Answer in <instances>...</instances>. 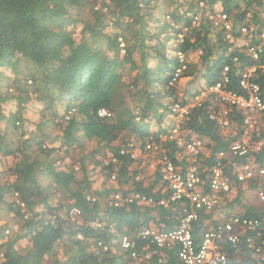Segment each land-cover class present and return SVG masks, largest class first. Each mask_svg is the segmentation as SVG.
<instances>
[{"label": "trees", "instance_id": "1", "mask_svg": "<svg viewBox=\"0 0 264 264\" xmlns=\"http://www.w3.org/2000/svg\"><path fill=\"white\" fill-rule=\"evenodd\" d=\"M169 1L170 11L166 8L168 0H0V67L12 68L15 75L29 70L35 79L37 94L31 96L19 87L13 96L4 94L0 73V156L14 157V165L4 173L0 172V208L6 203L21 219L23 213L19 206L7 202L8 197L18 192L31 214L19 233L5 237V228L0 227V264H133L117 248L115 241L119 231H134L150 222H155L160 229L177 226L178 211L159 206L155 214H151L150 209L132 204L106 211V223H115V231L109 226L103 229L94 227L92 221L98 216V207L86 199L90 192L86 178L90 175L84 165L81 172L75 171L67 149L64 156L54 155L63 151L64 146L84 148L83 140L94 139L110 146L120 140L124 131H135L145 140L149 136L148 131L143 130L148 128L147 119L160 115L163 120L164 112L159 114V111L165 104L161 99L164 96L177 97V87L171 81L173 73L183 63L175 57L176 51L202 50L197 61L187 60L183 77L192 78L203 73L207 84L213 85L220 80L223 66L229 64V88L241 92L238 73L254 61L237 49L234 41L226 39L225 31L216 33L204 21L192 24L193 14L200 9L199 0ZM203 1L206 4L204 11L219 6L233 16L235 23L249 17L248 23L254 25L257 35L261 34L264 0ZM104 8L106 11L100 10ZM158 10L160 16L157 15L156 20L154 12ZM165 16L170 19L160 24ZM181 22L189 26L190 31L182 42H178L180 29L176 28ZM79 24L83 29L76 40L72 33ZM168 27L173 30L169 32L170 39L164 37ZM239 36L235 30V38ZM119 37L126 42L125 55L120 54ZM259 37L252 40L257 43ZM235 56L238 61L234 60ZM120 65H129L130 73L139 72L133 77L136 86V95L133 96L141 106V126L129 102L130 96L124 91L126 80ZM254 80L264 90V72L260 71ZM161 85L165 87L164 91ZM65 97L69 98L68 107L77 106V112L66 124L60 121L56 124L62 133L60 138L53 140L52 145H47L44 140L36 141L30 136L32 131H28L29 128L34 125L40 132L45 123L56 122L60 102ZM10 99L18 102V111L5 114L4 104ZM100 108L111 110L114 117H99L97 111ZM242 118L237 114L234 119L241 125ZM4 122L12 127L2 129ZM183 126L189 136L196 134L207 140L206 147L211 156L228 150L236 140V136L225 135L209 118L205 106L194 107ZM13 135L18 138H12ZM113 149L121 162L119 179L122 181L134 161L127 155H120L118 146ZM170 156L175 159L174 154ZM251 157L254 162L264 163V146L253 154L251 151ZM108 169L109 173L114 170L112 166ZM38 171L52 175L56 189L74 197V205L84 212L81 223L74 225L54 211L50 198L42 195L45 188L38 180ZM227 174L235 186L233 189H238L241 195L244 191L241 183L235 181V169H229ZM135 185L136 190L156 199L165 195L158 182L146 186L143 181H135ZM254 188V183L248 184V190L254 192ZM263 211L257 208L251 216L264 218ZM206 217L209 218L210 214ZM203 229L204 221L201 220L194 232L197 240ZM78 233L85 238L78 239ZM25 237L29 238L31 245L19 249L20 240ZM98 240L115 244L108 250L95 251L93 246ZM243 249L246 257L242 261L236 259V250L229 249L230 264H264L246 247ZM166 254L172 263L180 264L176 249Z\"/></svg>", "mask_w": 264, "mask_h": 264}, {"label": "clouds", "instance_id": "2", "mask_svg": "<svg viewBox=\"0 0 264 264\" xmlns=\"http://www.w3.org/2000/svg\"><path fill=\"white\" fill-rule=\"evenodd\" d=\"M198 5L200 7V9L193 14V19H192V24H199L200 21H204L207 23V25H210V27L213 29V31H225L226 33V39H229L231 41L235 42V46L237 49H241V51L243 53H245L249 58H251L254 62L250 65L245 66L239 73H238V82H239V78L241 76V74L244 72L245 69L256 65L257 67L260 68V66L264 63V28H260V33L259 35H257V33L254 30V25L251 23H248L249 21V17H245L244 21H242L241 23H235V20L233 18V16L231 14H229L227 11H225L223 8L219 7V6H214L213 10H205L206 4L203 0H199L198 1ZM100 10H104L106 11V8L104 9H100ZM218 13H226L228 15V19L231 23V28H227L225 27L224 23L222 21H219L217 18V14ZM250 14H248L247 16H249ZM166 19H170L169 16H165ZM243 27H246L247 31H243ZM178 28V26H177ZM69 29H73V27L69 26ZM83 29V25L79 24L76 29L73 31V36L77 39L80 38V32ZM235 30H237L240 33V36L235 38ZM190 31V27L187 25H183L182 29H180L177 33V40L178 42H182L184 40L185 34L188 33ZM257 36L259 37V42L255 43L252 38H255ZM119 46H120V54L121 55H125L126 52V42L123 39V37H119ZM251 46H256L258 48H261L263 51L260 55V57L258 59H256L254 56H252L251 54H249V48ZM194 53H196L198 55V59L199 57L202 55V50H198V51H193ZM192 52L189 53H184L182 51H176V55L175 57L178 59L179 62L183 63L182 67H179L175 70V72L173 73V79L171 81L172 84L176 85V81L178 79H180L181 77H183V73H184V69L186 68V62L187 60H189L188 55L191 54ZM235 61H238V57L235 56L234 57ZM25 63H22L21 65H24ZM229 66V70L225 71V67ZM129 65L128 66H123L120 65L119 69L122 71L123 76H124V80H125V72L129 71ZM230 65L229 64H225L223 66V71H222V76L220 78V80L223 78L224 74H227L230 76V82H231V75L229 74L230 72ZM40 70V68H39ZM41 71V70H40ZM137 74H139L138 70ZM261 71V70H260ZM259 71V72H260ZM257 72L256 75L259 73ZM0 73H1V78H2V86L4 89V94L9 95V96H13L15 95L16 92V88H20L21 90L24 91H28V94L31 96H36L37 94H35L36 90H35V79L33 78V76L29 73V70L25 72V74H17L15 75L13 72L12 68L9 67H0ZM132 74H136L135 72ZM202 74H197L195 77L192 78H198V76ZM256 75L253 77V79L256 77ZM190 78V77H188ZM204 80H205V74H204ZM218 80V81H220ZM15 84H17V86H15ZM216 84V83H215ZM214 85V84H213ZM209 86L212 85H208L206 80L204 81V84L200 85L199 87L195 88L192 93L180 100H175L174 98L176 97H169V96H164L161 100L164 102L165 106L163 109H161L159 111L162 113V111L164 112L163 114V120L161 121V116L157 115V116H153V117H149L147 119L148 121V128L144 127V131H148L149 136L146 137L145 140L141 139L140 135V141L141 143L138 144V142H136L133 139H129L127 140L125 143L121 144V145H115V143H113L115 146L119 147V154L120 155H127L130 159H132L134 162L135 160H142L145 161L146 159V155H159V159L158 161H153L151 163V166L154 168V171L157 170V174L155 173V175L157 176L155 182H158L160 184V187L162 189V192L165 193V195L163 197H161L160 199H156L153 195H148L144 192H141L139 190H136L135 187V181H141V180H137L136 178H134L135 180H131L129 181L130 183H133L132 188L129 189H122V188H118L115 187L113 182H119L122 183L123 180H125L130 173L131 167L135 164L133 162V164L130 166L129 170H128V174L125 176V178L121 181L119 179V175H120V165L121 162L119 161V157L117 155H115V151L114 149L112 150L113 152L111 153L110 157L108 160L105 161V163L103 165H93L92 167L89 165L87 166V164L85 163V161L82 162H74L70 156V152L73 150V148L64 146L63 151L61 152H57L54 155L56 157L60 156L61 154L64 156L66 152L65 150H68L67 156L70 157L68 158L70 160V162L72 164H74V169L75 171H79L81 172V166H85L86 170H87V174L90 175V177L86 178L87 181L89 182L88 186L90 188V192L86 195V199L88 201L91 202V204L94 205V203L97 204L98 207V216L97 218L92 221V225L94 227L97 228H105L106 226H109L110 230L115 231V223H111L110 225H107V216H106V211L109 209H114V208H118V207H129L132 204H136L140 207H142L143 209H150L151 214L154 213L155 214V209L157 207H163L166 208L168 210L171 211H178L179 213V209L177 210H173L172 206L166 207L163 204H161V200L164 199L165 197H167L168 192L166 190H164L165 188V184L162 180L161 177V168L164 165V163L162 162V157L164 154H167L169 156V158H171L175 164L179 165V168L182 169V171H185L189 166H190V162L188 157H183L182 159H179L178 157V151L175 152V150H177V146L175 142H172L168 139V134L169 132L173 129V127L180 125V133L182 135H185L187 138L189 137H193V136H198L196 134L189 136V132L184 128L183 126V121L187 118V116L191 113L192 109L196 106L198 107H202L205 106V108L207 109V105H208V98L203 96L201 97L198 101H202L201 105L196 104L195 102V96L203 89H208ZM229 86V84H228ZM160 88L165 89V87L163 85L160 86ZM263 90V89H262ZM264 92V90H263ZM164 93V92H163ZM166 100V101H165ZM11 102L12 104L14 103V107L15 110L14 111H10V113H15L16 111H18V102L14 99H10L9 101H7L4 104V113L5 114H10L7 113V111L5 110V108L7 107V103ZM175 103H180L182 105H186L189 107L188 113L185 114L184 117H181L180 115H178L177 112H174L173 110V106ZM59 108H58V113L59 116L56 119V122H53L55 125L58 123V121H60L61 123H67L77 112V106H69V98L65 97L61 100L60 102ZM141 107L138 106L135 110H133L135 116H136V120L138 123H140V126L143 125L142 121H143V117H142V111L140 109ZM102 110H106L107 112H109V114H105V115H101L100 111ZM97 114L99 117L101 118H107V119H112L114 117L113 112L107 108H100L97 111ZM169 115L168 120L164 122V118ZM153 121H158V123L160 124V127L158 129H153V131L150 130L151 128V124L153 123ZM146 123V120H145ZM16 124L21 128L20 123L16 122ZM12 127V124L10 123H6L4 122L2 125V129L4 128L6 129H10ZM36 132H34V138L36 137L35 135L39 134V132H37V130H35ZM244 131V130H243ZM130 132V131H129ZM131 132H135V131H131ZM136 133V132H135ZM44 134V133H43ZM43 134H41V136L43 137ZM12 138H18L17 135H13L11 136ZM199 137V136H198ZM201 138V137H200ZM36 139V138H35ZM202 139V138H201ZM203 140V139H202ZM96 141V140H95ZM118 141V140H117ZM116 141V142H117ZM235 142V141H234ZM98 143V142H97ZM233 143V142H232ZM231 143V144H232ZM132 144V146H131ZM54 145V144H53ZM102 145V144H101ZM148 145L151 146H155L158 145L160 147V150L158 151H151L150 149H148ZM205 143H204V147H205ZM125 151L124 153L122 151ZM253 151V149L251 150ZM257 151V150H256ZM174 154L175 159H173L170 155ZM216 154V153H215ZM215 156V155H214ZM211 156V154H209V156L207 157L205 155V152L203 151V153L201 154V159H200V166H199V172L201 174V176L204 178V180H208L209 174H210V167L212 165L211 163V158L214 157ZM210 157V159H209ZM147 162V161H145ZM158 162V164H157ZM150 163V162H147ZM14 165V157L12 156H0V172H5L7 168L11 167ZM112 166L113 167V172L109 173V169L108 167ZM97 167L100 168V170L104 171L105 174V178L106 180L109 181H113L111 183H109V188L108 190H106L105 192H102V194L97 193L93 188H92V183H93V177L95 174L97 173H101L100 170L99 172L97 171ZM141 168V165H138V168ZM231 169L228 168L227 171ZM140 173V172H139ZM228 175V174H227ZM37 176H38V180L41 183V185L45 188L43 190V197H49L50 198V203L52 204L54 211H56L58 213V215L60 217H63L65 219H67L68 221H70L72 224H79L82 222L83 217H84V212L82 211L81 207L74 205V197L71 194H67L64 193L62 191H59L58 189H56V187L53 185V176L48 174L45 171H38L37 172ZM229 176V175H228ZM85 179V180H86ZM229 180H230V188L227 191H224L221 195V201L220 204L218 205V207L215 210H219L220 206L222 207V204L225 201V198L227 195H229L232 191H233V187L232 186V180L229 176ZM13 181V180H11ZM235 181L241 184H246L248 185L249 183H242L240 181H238L236 179V175H235ZM44 182V183H43ZM46 182V183H45ZM154 182V183H155ZM135 193H139L141 195L146 196L148 199H151L150 203H146V202H140L138 200H135L133 202H129L126 198L128 197V195H133ZM54 195H59L60 196V201H53L52 197ZM116 195H120L121 198L117 199ZM254 195L255 194V189H254ZM70 197L72 198L70 200ZM257 197V196H256ZM258 199V198H257ZM259 201V199H258ZM7 202H15L16 206H19V208L21 209V212L23 213V217L21 219L17 218L15 215V211L10 209L9 206V211L11 212V214L18 219L19 224L18 226H13V225H5V224H0V227H4L5 231H4V236L8 237L11 236L15 233H19L22 229V224L24 223V221L29 218V216L31 215L30 212L28 211L27 205L24 203V201L19 197V193L15 192V194L13 196L8 197ZM119 202V203H118ZM223 202V203H222ZM118 203V204H117ZM231 203H233V201H231ZM260 203V202H259ZM4 204V203H2ZM262 206H264L262 203H260ZM2 206V205H1ZM1 209V208H0ZM214 210V211H215ZM214 211H210V212H202L201 213V217L200 220L196 223H194V228H193V238L195 240V243L197 245L200 244L202 237H203V233L204 231L209 228L212 227L218 223L221 222H225L226 220H228L231 216L233 215H243V216H250V215H246V214H241L238 212H234V213H229L228 215H226L224 220H217L216 223L210 222V221H206L207 214H211ZM179 222H180V217H181V213H179ZM253 217V216H251ZM260 218V217H259ZM264 219V218H261ZM202 220V222L204 221V229L203 231L200 233V238L199 240H197L195 238V229L197 224H199V222ZM179 222L177 224V226L179 225ZM177 226L175 228H177ZM175 228L172 229H168V230H173ZM145 229H157L158 231H167V229H160V227H158L156 225L155 222H150V224H146V225H141L138 228H136V230L131 231V230H122L119 231L118 234V238L115 241L117 243V248L118 250L125 254L126 257L130 258L132 260L133 264H159V260H167L169 264H174L172 263L170 257L167 256L166 252L171 250L168 248H163V247H159V245L157 243L152 242L149 238H145L143 237L144 235H142V232ZM10 234V235H6ZM76 237L78 239H84V235L82 233H78L76 235ZM22 240H26L27 242V247L28 248L31 243L29 238L25 237L22 238L20 240V242ZM115 242L111 243V241L106 242L104 240H98L94 246L93 249H95V251H105L108 250L109 248H111V246H113L115 244ZM126 242H130L131 246L129 247H125L124 243ZM134 244V246H133ZM20 245V243H19ZM18 245V248H19ZM226 247H228V253H229V249H234L236 250V252L238 254L243 253V247H245L244 245H241L240 249H235L230 245H227ZM22 249V248H19ZM172 249H176L177 250V257H178V249L177 248H172ZM248 249V248H246ZM249 250V249H248ZM60 254L62 253L61 250ZM245 251V250H244ZM133 252H136V255H133ZM252 253V252H251ZM237 254V255H238ZM253 254V253H252ZM246 255V253L244 254ZM254 256V255H253ZM246 257V256H245ZM256 258V257H254ZM178 260L181 264V261L178 257ZM230 260V258H229ZM258 260V259H257ZM260 262V261H259Z\"/></svg>", "mask_w": 264, "mask_h": 264}, {"label": "built area", "instance_id": "3", "mask_svg": "<svg viewBox=\"0 0 264 264\" xmlns=\"http://www.w3.org/2000/svg\"><path fill=\"white\" fill-rule=\"evenodd\" d=\"M217 18L227 28L231 23L226 13H218ZM243 31H247L243 27ZM262 49L256 46L249 48V54L258 59ZM229 66L225 67V71ZM264 72V63L259 67L251 66L244 70L239 78L241 92L230 89V76L223 78L208 89L201 90L195 96V102L201 97L208 98L207 109L209 118L217 121L221 126H228L232 115L243 117L244 139L233 142L228 150H221L211 158L208 180H204L199 172L201 154L204 151V141L198 137H186L180 133V125L173 127L168 139L176 143L179 159L188 157L190 166L182 171L179 165L167 154L162 157L164 165L161 177L165 184L167 197L161 200L166 207L179 209L181 213L177 228L167 231L145 229L143 237L149 238L163 248H177L181 264H230L227 245L240 249L241 245L248 248L260 262H264V219L259 217L233 215L225 222L207 228L199 245L193 238L194 223L198 222L202 212L214 211L221 201V194L229 190L230 180L227 169H235L236 179L242 183H254L255 194L259 202L264 205V163H257L251 157V141L249 136L255 133L260 138L253 144L257 151L264 146L262 133L264 132V92L261 85L253 79L259 71ZM174 112L184 117L189 107L180 103L173 106ZM101 115L109 114L106 110ZM132 146V144H131ZM151 151H159L158 145H148ZM125 152L124 150L122 151ZM202 160V159H201ZM120 199V195H116ZM129 202L138 200L150 203L151 199L139 193L128 195ZM119 203V202H118ZM117 203V204H118ZM131 246L130 242L124 243ZM134 246V244H133ZM136 255V252H133ZM159 264H169L167 260H159Z\"/></svg>", "mask_w": 264, "mask_h": 264}, {"label": "rangeland", "instance_id": "4", "mask_svg": "<svg viewBox=\"0 0 264 264\" xmlns=\"http://www.w3.org/2000/svg\"><path fill=\"white\" fill-rule=\"evenodd\" d=\"M169 5H170V1L168 0V4L166 6L168 11H170V9H171ZM159 11L160 10L154 12V14L156 15V20L158 18L157 15H159ZM165 20H166V18H162L160 24L164 23ZM183 25H184V23H182V22L179 23V26L176 29H182ZM167 31H168L167 35L164 37L169 36V39H170L169 32L170 31L172 32L173 30L168 27ZM188 58L190 60H196L197 61L198 55L196 53L192 52L191 54L188 55ZM135 73L137 74V71H135ZM134 76L135 75L130 73V71L125 72L126 87H125L124 91L126 94H128L130 96L129 102L132 104V106L134 108L133 110H135L138 106H140L136 102V100L133 96V94H135V92H136L135 81L133 80ZM204 81H205L204 80V74H203V76L199 75L198 78H196V79L195 78H188V77H181L180 79H178L176 81L177 97L174 99L180 100V99H183V98L189 96L195 88L204 84ZM5 110L7 111V113H10V111H14L15 110L14 103L12 104L11 102H8ZM168 118H169V115H167L164 118V122H165V120L167 121ZM159 127H160V124L158 123V121H153V123L151 124L150 130L153 131V129H158ZM29 129L30 130H28V131H32L30 136L33 137L34 136L33 133L36 132L35 131L36 126L32 125V128H29ZM21 131H19V133ZM24 132H27V130L24 129ZM43 133H44V136L42 137L41 134H43ZM61 134H62L61 130L57 127V125H55L52 122H49V123H45V125L43 126V130L40 131L39 134L35 135L36 136L35 138H36V141L44 140L47 145H52V141L57 139V138H60ZM129 139L135 140L136 142H138V144L141 143V141H140L141 139L137 133L124 131L121 134L120 140H118L115 145L119 146V145L125 143ZM250 141H251L250 147H251V149H253V143L255 142V139L250 140ZM82 143H84V148H82V147L73 148V150L70 152V156L74 162H82L83 163L85 161L87 166H89V165L93 166L95 164L103 165L105 163V161L109 159L111 153L113 152L112 151L113 147L115 146L114 144H112L110 146H104L103 144L101 145V144L97 143L94 139L83 140ZM158 159H159V155H153V156L146 155L145 161L153 162V161H158ZM153 175L154 174L152 173V175H151L152 178H153ZM236 194H237V190L233 189V191L229 194L230 199L231 198L234 199V197H231V196L232 195L236 196ZM244 198H245V196H244ZM52 199H53V201H60V196L54 195L52 197ZM245 200H246V203H249L253 200L257 202L255 195H253V194L246 196ZM228 202H229L228 204H231L230 200H228ZM8 209H9V206H7L6 203L2 204L1 209H0V224L13 225L15 227L18 226V224H19L18 219H16ZM6 235H10V234L6 233ZM26 247H27L26 240H22L20 242L19 248L24 249ZM239 255H241L242 257H245L244 253H240Z\"/></svg>", "mask_w": 264, "mask_h": 264}, {"label": "crops", "instance_id": "5", "mask_svg": "<svg viewBox=\"0 0 264 264\" xmlns=\"http://www.w3.org/2000/svg\"><path fill=\"white\" fill-rule=\"evenodd\" d=\"M235 116H237V114ZM235 116L234 115L231 116L232 119L230 121V124L226 127L225 126L223 127L217 121H215V120L214 121L219 125V127L221 128V130L223 131V133L225 135L236 136L235 141H238V140L244 139V137H245L244 131H243L244 130V124H243V118H242V123L240 125L239 121L234 119ZM240 117H241V115H240ZM259 138L260 137L258 135H256L255 133H253V134H251V136H249V140L255 139V141H256ZM202 139H203L204 143L206 144L207 140L205 138H202ZM263 140H264V136H263ZM115 144H116V142H115ZM253 151H256L254 144H253ZM253 151H252V154H253ZM204 152H205V155L208 157L210 154V151L208 150L206 145L204 147ZM158 162H157V164H158ZM134 163L135 164L131 167L129 176L122 183L113 182V181L108 182L105 178L106 176L104 174V171L103 170L101 171L100 168L97 167V171L99 172V170H100L101 173H97L94 175L92 188L97 193L102 194V192H105L106 190H108L109 183L113 182L115 184L114 185L115 187L122 188V189H129V188H132V185H133V183H130L129 181H131V180L134 181L135 180L134 178H136L137 180L143 181L146 186L154 184V182L157 178V176L155 175V173L157 174V170L154 171V168L151 166L154 163H151V162L147 163V162L142 161L140 159L137 161L135 160ZM138 165H141L142 167L141 168L139 167L137 169ZM152 173L154 174L153 178L151 177ZM241 185L243 187L244 192L241 195H239L238 189L234 188L237 190V194H236V196L232 195L231 197H234L235 199H233V198L230 199V195H227L224 203L222 202L223 203L222 207L220 206L219 210H215L214 212H212L210 214V217L209 218L207 217L206 221L216 223L217 220L218 221L224 220L226 215H228L229 213L238 212L241 214H248L251 216L252 214H254L256 212L257 208H260V211L264 210V207L259 203L256 196H255V198H256L257 202L253 200L249 203H246V200H245L246 196H249L252 194L254 195V192L248 190V185H246V184H241ZM157 187H159V185ZM244 196H245V198H244ZM237 197H238V199H237ZM71 199L72 198L70 197V200ZM228 200L233 201V203L228 204L229 203ZM243 253L245 254L246 252L243 250ZM235 257L238 261H242L245 258L239 254L238 255L236 254Z\"/></svg>", "mask_w": 264, "mask_h": 264}]
</instances>
